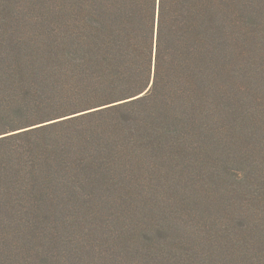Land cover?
Instances as JSON below:
<instances>
[{
  "label": "trees",
  "instance_id": "trees-1",
  "mask_svg": "<svg viewBox=\"0 0 264 264\" xmlns=\"http://www.w3.org/2000/svg\"><path fill=\"white\" fill-rule=\"evenodd\" d=\"M53 12L55 55L90 82L87 103L105 107L0 115V229L50 215L55 200L107 192V181L129 183L227 128L264 135V0H57ZM13 45L1 68L7 57L26 63L23 43ZM85 184L95 187L86 194ZM16 226L44 248L46 228Z\"/></svg>",
  "mask_w": 264,
  "mask_h": 264
},
{
  "label": "rangeland",
  "instance_id": "rangeland-1",
  "mask_svg": "<svg viewBox=\"0 0 264 264\" xmlns=\"http://www.w3.org/2000/svg\"><path fill=\"white\" fill-rule=\"evenodd\" d=\"M56 3L0 0V53L21 41L26 59L7 57L0 67L4 119L105 107L87 103L91 86L84 85L90 82L74 80L64 58L55 55ZM223 133L208 147L177 152L150 173L132 171L129 183L100 184L107 191L100 195L55 200L59 210L38 220L13 219L0 229V264H264V135L237 128ZM87 185L86 194L95 187ZM32 219L46 228L43 249L37 233L25 236L16 226Z\"/></svg>",
  "mask_w": 264,
  "mask_h": 264
},
{
  "label": "snow or ice",
  "instance_id": "snow-or-ice-1",
  "mask_svg": "<svg viewBox=\"0 0 264 264\" xmlns=\"http://www.w3.org/2000/svg\"><path fill=\"white\" fill-rule=\"evenodd\" d=\"M9 133L5 132V135H8Z\"/></svg>",
  "mask_w": 264,
  "mask_h": 264
},
{
  "label": "water",
  "instance_id": "water-1",
  "mask_svg": "<svg viewBox=\"0 0 264 264\" xmlns=\"http://www.w3.org/2000/svg\"><path fill=\"white\" fill-rule=\"evenodd\" d=\"M152 75H153V68H152Z\"/></svg>",
  "mask_w": 264,
  "mask_h": 264
}]
</instances>
